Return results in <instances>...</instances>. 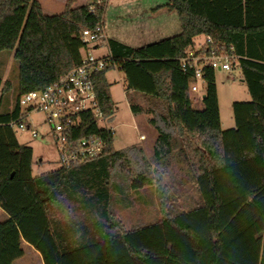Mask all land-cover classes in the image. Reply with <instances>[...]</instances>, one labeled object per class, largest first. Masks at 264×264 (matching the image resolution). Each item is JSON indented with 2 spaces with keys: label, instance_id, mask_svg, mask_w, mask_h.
<instances>
[{
  "label": "trees",
  "instance_id": "obj_1",
  "mask_svg": "<svg viewBox=\"0 0 264 264\" xmlns=\"http://www.w3.org/2000/svg\"><path fill=\"white\" fill-rule=\"evenodd\" d=\"M44 13L38 0H0V52L13 53L16 82L0 77V264H14L8 240L32 246L44 264H264V0H169L181 32L132 48L109 39L111 66L94 79L103 118L117 106L106 73L117 66L128 92L152 104L158 138L152 157L142 149L143 170L128 182L113 180L125 151L114 147V131L82 114L73 137L98 136L101 156L70 167L33 174V149L21 144L20 98L41 91L81 63L85 29L105 24L106 0ZM202 36L236 57L251 97L233 104L236 127L224 131L215 70L206 69V95L196 108L191 72L180 59ZM136 147H134L135 149ZM172 174L166 183L163 173ZM194 206L179 210L188 189ZM143 191L144 194L141 193ZM157 206L159 218L126 229L114 206Z\"/></svg>",
  "mask_w": 264,
  "mask_h": 264
},
{
  "label": "rangeland",
  "instance_id": "obj_2",
  "mask_svg": "<svg viewBox=\"0 0 264 264\" xmlns=\"http://www.w3.org/2000/svg\"><path fill=\"white\" fill-rule=\"evenodd\" d=\"M40 1L43 3V0ZM146 1L147 0H110L109 6L106 9V21L111 29L122 38L124 37L127 39L131 37L133 35L134 27L132 28V22L126 17V9L130 5L143 4ZM90 3L91 1L89 0L85 5ZM55 9L56 8L46 7V14L56 15L64 11V9L61 8L55 12ZM155 37V40L161 39V36ZM198 40L201 39L198 38ZM106 50L107 48L104 46L103 49L96 53L102 54ZM13 55L14 54L10 52H0V77L4 81L6 80L11 83L12 91L9 95L10 99L13 98V88L15 87V84H17L15 80L16 71H14V69L17 70V65ZM106 77L111 84V96L117 106V110L113 116L99 120V124L100 126L114 130V147L118 150L124 149L123 151H125L126 154V156L115 165L113 170V180L116 182H128L129 179L143 170L141 162L142 155L138 151V147L134 149V147L128 146L132 144V142H139V134L144 130V127H141L142 125L138 126L133 117L134 115L130 101L132 95L127 91V84L123 72L119 67L115 66L107 71ZM215 77L222 129L226 131L236 127L233 104L236 102L250 101L251 97L247 91L246 85L242 81V75L238 67H235L230 71H216ZM138 101L140 104H136L142 109L146 111L151 109L152 104L149 100H143L141 97ZM195 107L201 108L202 106L195 104ZM143 114L144 113H142V116H145ZM146 114L148 115V113ZM144 118L145 117H139L138 121L146 122L144 121ZM25 123L31 124L32 127L37 128L40 134H44L43 137L38 136L34 138L31 132L15 128L18 140L22 144L31 146L33 149V174L38 176L59 168V152L55 141L49 133H44L47 131V126L44 123V116L38 112L31 113L27 120H25ZM144 155L146 156V154ZM172 174L170 171L163 173V179L166 183L172 181ZM188 191L189 194L183 195L181 199L177 201L180 211L189 210L194 206L192 200L188 198L190 196H194V198L197 196L191 188L188 189ZM141 193L144 194L143 191H141ZM113 209L115 215L126 229L150 224L159 218V210L157 206H148L137 201L128 207H125L122 204H117ZM1 219H3V217L0 214V220ZM8 243L9 254L13 259L14 264H25V262L36 261L32 254L24 251L26 247L23 244L16 243L13 237L8 240Z\"/></svg>",
  "mask_w": 264,
  "mask_h": 264
},
{
  "label": "built area",
  "instance_id": "obj_3",
  "mask_svg": "<svg viewBox=\"0 0 264 264\" xmlns=\"http://www.w3.org/2000/svg\"><path fill=\"white\" fill-rule=\"evenodd\" d=\"M195 45L186 51L180 59L184 72H191L190 92L194 103L202 106L206 95V69L230 71L236 67L234 55H229L226 48L210 36H202ZM85 44L81 63L62 75L56 82L44 90L31 91L19 100L21 118L19 123L12 122L14 128L31 132L34 138L40 134L37 128L26 124L31 113L44 116V123L57 146L60 166L70 167L101 156L106 148L103 138L98 136L73 137V129L81 124L82 114L88 111L103 119L97 101L95 76L111 66L110 56L98 55L97 46L105 41L103 26L88 28L83 31Z\"/></svg>",
  "mask_w": 264,
  "mask_h": 264
},
{
  "label": "crops",
  "instance_id": "obj_4",
  "mask_svg": "<svg viewBox=\"0 0 264 264\" xmlns=\"http://www.w3.org/2000/svg\"><path fill=\"white\" fill-rule=\"evenodd\" d=\"M38 1L40 2L43 11L46 14L45 11L46 7L56 8L55 9L56 12V10H60L61 8L65 9L66 4L68 3L69 0H43V3L40 0ZM88 1L89 0H73L74 7L79 5L81 6L85 5ZM106 1H107V5L105 8V24H104L105 41L101 45L97 46L96 52L103 49L104 46L107 48V50L104 53L98 55H103V56L110 55V49L108 48V44H107L109 39H113L119 43H122L132 48H138L151 44L152 42L155 43L163 39L170 38L181 32L180 31L181 23L177 13L175 11L169 10L168 8L161 7L167 4L169 0H147L143 4H138V5L133 4L126 9V17H128L127 19L130 22H132L131 23L132 28L133 27L134 28H133V35L131 37L127 39L124 37L122 38L117 33H115L113 29H111L108 22L106 21V9L109 6L110 0H106ZM155 36H161V39L155 40L156 38ZM128 93L129 94L131 93L132 95V98L130 99L131 103L132 101H134L135 103L140 104L138 99H140L141 97L143 100L149 99L146 98L141 93H136L132 91ZM133 115L135 121L137 122V125L138 126L142 125L141 127H144V130L139 134V142H132V144H130L128 147H136V148L138 147V149H142L143 153L146 154L147 158H150L154 154V148L158 138L157 130L148 121L153 116L151 113H149L148 115L144 113L143 115L145 116H142V114H134V113ZM139 117H145L144 121L146 122L138 121ZM114 137H115V132H114ZM123 150H118V151H123ZM0 214L3 217V219H1L0 222L7 219L6 213L1 208H0ZM22 244L26 247L24 251L26 253L28 252L29 254H32L34 259L36 260L34 262H25V264H44L42 257L38 251H36L32 246H30L24 241H22Z\"/></svg>",
  "mask_w": 264,
  "mask_h": 264
}]
</instances>
